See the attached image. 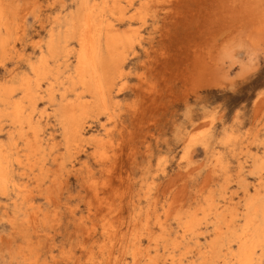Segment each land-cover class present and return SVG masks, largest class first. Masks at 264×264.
<instances>
[{
  "label": "rangeland",
  "instance_id": "rangeland-1",
  "mask_svg": "<svg viewBox=\"0 0 264 264\" xmlns=\"http://www.w3.org/2000/svg\"><path fill=\"white\" fill-rule=\"evenodd\" d=\"M79 1L0 0V264H212L216 224L264 196V0H98L131 42L114 69L102 37L104 106L76 73Z\"/></svg>",
  "mask_w": 264,
  "mask_h": 264
},
{
  "label": "bare ground",
  "instance_id": "bare-ground-1",
  "mask_svg": "<svg viewBox=\"0 0 264 264\" xmlns=\"http://www.w3.org/2000/svg\"><path fill=\"white\" fill-rule=\"evenodd\" d=\"M79 1V0H78ZM98 0H83L82 1V7L84 9L85 13V19L82 25H79L77 27L78 34H77V41H78V51L76 55V73L79 79V82L82 86V89H85L91 93V95L95 98L94 101L100 105H105L106 103V89L110 87V84H105L106 77L103 71H100L98 66L102 65V62L100 64L101 59V46H102V37H105L106 43V49L111 52V68H118L121 65V56H120V48L124 46L125 43L128 42L130 44V41L128 40V35L126 33H121L119 29L111 23V26L109 23H107V27L103 30V24L100 20L97 19V8L95 9V6L97 5ZM115 0H111V3ZM80 2V1H79ZM71 3V2H70ZM63 4V3H62ZM76 4V3H75ZM81 4V3H80ZM152 5V2H151ZM156 5V4H154ZM143 6V5H142ZM71 7V6H70ZM75 7V6H74ZM68 8V7H67ZM76 8V7H75ZM78 9V7L76 8ZM75 9V10H76ZM80 9V8H79ZM106 9V8H105ZM60 17V16H59ZM55 18V17H54ZM115 23V22H114ZM72 27V26H71ZM54 29V28H53ZM71 30V28H69ZM47 34V33H46ZM133 37V36H132ZM134 38V37H133ZM133 41V40H132ZM37 45V44H36ZM38 46V45H37ZM41 46V44H40ZM126 46V45H125ZM131 45H129L130 47ZM125 49V47H123ZM39 50V49H38ZM37 55V54H36ZM39 55V54H38ZM104 57V56H103ZM106 57V56H105ZM125 58V57H124ZM40 60V59H39ZM108 61V60H107ZM40 62V61H39ZM104 62V61H103ZM104 65V64H103ZM40 66H42L40 64ZM106 66V65H105ZM34 69V68H33ZM105 72L106 69L104 68ZM109 73V72H107ZM120 75V74H119ZM113 79V78H112ZM107 83V82H106ZM38 84V83H37ZM112 86V85H111ZM76 87V86H75ZM28 88V87H26ZM80 93V92H79ZM30 90L29 88L26 89V92L24 94V98L29 99L28 102L31 106H33V103L31 102L29 98ZM33 94V93H32ZM31 102V103H30ZM70 108L73 106V103L69 104ZM33 108V107H32ZM89 109V108H88ZM87 110V109H86ZM106 110V109H105ZM88 111V110H87ZM23 112L22 105L16 104L14 109V117L20 116ZM54 112V111H53ZM80 112V111H79ZM107 112V111H106ZM67 120L69 124H71L70 129L74 136L81 138L83 136V130L82 126L76 119L78 118L79 114L75 112L74 108H71L67 112ZM91 113V112H90ZM81 114V113H80ZM99 114V113H98ZM23 115V114H22ZM81 116V115H80ZM23 117V116H22ZM87 117V116H86ZM17 118V117H16ZM28 118V117H27ZM86 119V118H85ZM20 120V119H19ZM61 121V120H60ZM66 121V120H64ZM85 121V120H84ZM41 122V120H40ZM30 123V120H29ZM60 123V122H59ZM16 124V123H15ZM14 124V125H15ZM22 124V123H21ZM18 125V124H17ZM41 126V125H40ZM62 126V124H61ZM32 127V126H31ZM67 127V126H66ZM63 128V127H62ZM61 128V129H62ZM226 128V127H225ZM64 129V128H63ZM66 130V128H65ZM64 130V131H65ZM227 129H225L226 131ZM42 131V130H41ZM224 131V130H223ZM63 132V130H62ZM64 133V132H63ZM66 133V132H65ZM69 133V132H68ZM212 133V132H211ZM16 134V133H15ZM203 134V133H202ZM206 134V132H204ZM203 134V135H204ZM210 134V133H209ZM228 134V133H226ZM225 134V135H226ZM232 135V134H231ZM250 135V134H249ZM12 136V135H11ZM197 136V135H196ZM200 136V135H199ZM206 136V135H205ZM214 136V135H213ZM222 136V135H221ZM230 136V134H229ZM228 136V137H229ZM22 137V136H21ZM209 137V136H208ZM225 137V136H224ZM227 137V136H226ZM227 137V138H228ZM71 138V137H70ZM68 138V139H70ZM84 138V137H83ZM195 138V137H193ZM199 138V137H198ZM204 138V137H203ZM207 138V136L205 137ZM246 138V137H245ZM29 139V138H28ZM67 139V141H68ZM73 139V138H72ZM223 139V138H222ZM221 139V140H222ZM42 140V139H41ZM82 140V138H81ZM220 140V141H221ZM226 140V139H225ZM96 141V140H95ZM195 141V140H194ZM219 141V144H220ZM229 141V140H228ZM242 141V140H241ZM13 142V141H12ZM22 143V140L20 141ZM42 141H40L41 143ZM65 142V141H64ZM70 142V141H69ZM79 142V141H78ZM197 142V141H196ZM24 144V143H23ZM214 144V143H213ZM222 144V143H221ZM236 143L233 145L235 146ZM241 144V143H240ZM68 145V144H67ZM226 145V144H225ZM231 145V144H229ZM69 146V145H68ZM78 146V145H76ZM221 146V145H220ZM239 146V145H237ZM236 146V147H237ZM2 147V146H1ZM11 147V146H10ZM44 147V145H43ZM53 147V146H52ZM224 147V146H223ZM234 147V148H236ZM41 147L39 146V149ZM67 148V146H66ZM69 148V147H68ZM71 148V147H70ZM6 149V148H5ZM46 149V148H45ZM48 149V148H47ZM225 149V148H223ZM238 149V147H237ZM236 149V151H237ZM242 149V148H241ZM10 150V149H9ZM41 150V149H40ZM44 150V149H43ZM51 150V149H50ZM257 150V149H256ZM68 151V150H66ZM218 151V150H217ZM231 151V150H230ZM233 151V152H236ZM7 152V151H6ZM243 152V151H242ZM45 153V152H44ZM215 153V152H214ZM218 153V152H217ZM224 153V152H223ZM7 154V153H6ZM50 154V152H49ZM213 154V153H212ZM220 155V153H219ZM217 155V156H219ZM224 155V154H223ZM239 155V153H238ZM6 156V155H5ZM229 156V155H228ZM234 156V155H233ZM232 156V157H233ZM210 157V156H209ZM225 157V156H224ZM231 157V158H232ZM61 158V157H60ZM261 158V157H260ZM219 159V157L217 158ZM238 159V158H237ZM264 159V157H263ZM216 160V158H215ZM14 161V160H13ZM16 161V160H15ZM218 161V160H217ZM216 161V162H217ZM235 161V160H234ZM215 162V163H216ZM16 163V162H15ZM14 163V164H15ZM245 164V163H244ZM260 164V163H259ZM44 165V164H43ZM242 165V164H241ZM256 165V164H255ZM254 165V166H255ZM12 166V165H11ZM221 166V165H219ZM259 166V165H258ZM14 167V166H12ZM214 167V166H213ZM221 168V167H220ZM231 169V168H230ZM242 169V168H241ZM250 168H248L249 170ZM252 169V168H251ZM250 169V170H251ZM240 170V169H239ZM214 171V168H213ZM212 171V172H213ZM227 171V170H226ZM241 171V170H240ZM244 172V171H243ZM262 172V171H261ZM250 173V172H249ZM41 174V173H40ZM215 174V173H214ZM220 174V173H219ZM217 174V175H219ZM233 174V173H232ZM231 174V175H232ZM49 175V174H48ZM250 175V174H249ZM262 175V174H261ZM8 163L4 160L2 155L0 154V185H4L7 182L8 179ZM211 176H214L213 173ZM240 177V175L238 176ZM259 177V176H258ZM262 177V176H261ZM217 178V176H216ZM228 178V177H227ZM13 179V178H12ZM27 179V178H26ZM245 179V178H244ZM9 180V179H8ZM212 180V177H211ZM231 180V179H230ZM13 181V180H12ZM12 181L10 184H13ZM219 181V180H218ZM244 181V180H243ZM260 181V180H259ZM258 182V181H257ZM214 183V182H213ZM246 183V182H245ZM229 185V184H228ZM260 185V184H259ZM262 185V184H261ZM12 186V185H11ZM248 186V185H247ZM207 187V186H206ZM261 186H259L260 189ZM9 188V187H7ZM227 188V187H226ZM258 189V185L256 187ZM255 188V189H256ZM4 189V187H3ZM14 189V188H11ZM10 189V190H11ZM205 189V188H204ZM249 189V188H248ZM256 189V190H257ZM227 190V189H226ZM5 192V191H4ZM214 192V191H213ZM228 192V190L226 191ZM258 192V191H257ZM260 193V192H259ZM262 193V192H261ZM2 194V193H0ZM8 194V193H7ZM6 194V195H7ZM3 195V194H2ZM15 195V194H14ZM252 198L250 201L247 199V203H245V214H244V222L243 226L239 229H236L234 225L231 226L232 220H229V222L225 223V221L219 222L217 227L215 228L216 235L215 239L212 241V244L209 246V258L210 262L212 264H260V259L262 255H264V196L258 197L256 196ZM249 196V195H248ZM16 197V196H15ZM233 197V196H232ZM251 197V196H250ZM9 198V197H8ZM225 198V197H224ZM246 198H248L246 196ZM16 199V198H15ZM216 199V198H215ZM239 199V198H238ZM9 201V199H8ZM226 202V201H225ZM148 205V204H147ZM155 206V205H154ZM218 206V205H217ZM200 207V206H199ZM231 209V208H230ZM192 210V209H191ZM190 210V213L192 212ZM200 210V208H199ZM230 212V210H228ZM237 211V210H236ZM145 212V211H143ZM39 213V212H38ZM200 213V212H199ZM224 213V212H223ZM19 214V213H18ZM194 214V212H193ZM227 214V213H226ZM232 214V213H230ZM184 215V214H183ZM234 215H236L234 213ZM32 216V214L30 215ZM35 216V215H34ZM182 216V215H181ZM180 216V217H181ZM196 216V214L194 215ZM211 216V215H210ZM227 216V215H226ZM220 217V216H218ZM215 218L216 219H218ZM234 218V216H232ZM33 218V217H31ZM38 218V217H36ZM139 218V217H138ZM209 218V217H208ZM237 218V217H236ZM240 218V216H239ZM230 219V218H229ZM38 220V219H37ZM138 220V219H137ZM193 220V219H192ZM140 221V220H139ZM194 221V220H193ZM218 221V220H217ZM216 222V221H215ZM214 223V222H213ZM225 223V224H223ZM235 224V223H234ZM239 224V223H238ZM162 225V224H161ZM208 225V224H207ZM160 226V225H159ZM203 226V225H202ZM19 227V226H18ZM190 227V228H189ZM209 227V226H208ZM17 228V227H15ZM195 228V227H194ZM190 225H187L185 229L183 230V233L187 232H193ZM205 229V228H204ZM13 230V229H12ZM177 230V229H176ZM209 231H207L206 234H208ZM19 233V232H18ZM134 233V232H132ZM124 234V233H123ZM172 234V233H171ZM211 234V233H210ZM188 235V234H187ZM205 235V234H204ZM124 236V235H123ZM28 237V236H27ZM129 237V236H128ZM178 237V236H176ZM122 238V237H121ZM120 238V240H121ZM124 238V237H123ZM187 238V237H186ZM213 238V237H212ZM37 239V238H36ZM132 239V238H131ZM130 239V240H131ZM202 240V239H201ZM205 240V239H204ZM211 240V239H210ZM123 241V240H122ZM184 241V240H183ZM126 242V241H125ZM130 242V241H129ZM28 243V242H27ZM121 243V242H120ZM190 243V242H189ZM201 243V242H200ZM31 244V243H30ZM38 245V243H36ZM184 244V243H183ZM41 245V243H40ZM39 245V246H40ZM128 245V244H127ZM132 246V245H131ZM181 246V245H180ZM197 246V245H196ZM202 246V245H201ZM179 247V246H178ZM235 247V250L233 249ZM48 248V246H47ZM50 248V247H49ZM84 248V247H83ZM44 249V248H41ZM131 249V248H129ZM154 249V248H153ZM157 250L158 247L156 248ZM149 250V249H148ZM188 251V249H186ZM216 250L221 254L222 257L221 260H215L216 259ZM124 251V250H123ZM127 251V250H126ZM130 251V250H129ZM176 251V250H175ZM191 251H193L191 249ZM29 252V251H28ZM47 252V250H46ZM89 252V251H88ZM87 252V253H88ZM91 252V250H90ZM43 253V252H42ZM129 253V252H128ZM62 254V253H61ZM90 254V253H89ZM119 254V252H118ZM124 255L126 253H123ZM12 256L14 254H11ZM43 255V254H42ZM54 255V254H53ZM92 255V254H91ZM39 256V255H38ZM57 256V255H56ZM90 256V255H89ZM88 256V257H89ZM189 256V254H188ZM17 257V256H16ZM48 257V255H47ZM71 257V255H70ZM124 257V256H123ZM41 258V257H40ZM114 258V256H113ZM112 258V259H113ZM48 259V258H47ZM46 259V260H47ZM63 259V258H62ZM195 259V258H194ZM60 260V259H58ZM91 260V259H89ZM174 260V259H173ZM196 260V259H195ZM14 261V260H13ZM70 261V260H69ZM127 261V260H126ZM46 262V261H45ZM55 262V261H54ZM59 262V261H58ZM58 262H56L58 264ZM159 262V261H158ZM166 262V261H165ZM263 262V261H262ZM41 263L44 264L42 261ZM52 263V262H51ZM55 263V264H56ZM167 263V262H166ZM13 264V263H12ZM128 264V263H127ZM139 264V263H138ZM158 264V263H156ZM200 264V263H199Z\"/></svg>",
  "mask_w": 264,
  "mask_h": 264
}]
</instances>
